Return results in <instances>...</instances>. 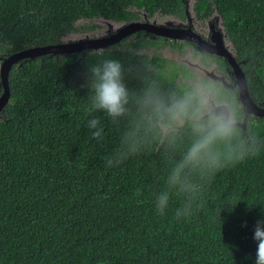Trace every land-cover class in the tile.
I'll list each match as a JSON object with an SVG mask.
<instances>
[{"label": "trees", "instance_id": "1", "mask_svg": "<svg viewBox=\"0 0 264 264\" xmlns=\"http://www.w3.org/2000/svg\"><path fill=\"white\" fill-rule=\"evenodd\" d=\"M212 2L263 96L264 0ZM183 3L0 0V59L93 28L76 26L79 20H127L132 8L169 14ZM135 50L131 44L46 54L12 65L10 99L0 112V264H255L264 149L218 172L206 186L204 207L189 219L174 218L178 199L165 215L155 209L152 193L164 186L168 167L162 150L106 165L123 123L102 111L89 115L90 93L81 85L90 64L118 59L127 67L141 59ZM128 84L139 87L131 77ZM93 117L100 118L103 139L91 136ZM256 124L264 139V117ZM138 188L142 196L134 195Z\"/></svg>", "mask_w": 264, "mask_h": 264}, {"label": "clouds", "instance_id": "2", "mask_svg": "<svg viewBox=\"0 0 264 264\" xmlns=\"http://www.w3.org/2000/svg\"><path fill=\"white\" fill-rule=\"evenodd\" d=\"M132 54L141 59L127 67L118 59L88 66L81 85L90 93L88 114L102 111L113 124L123 123L119 143L105 157L108 167L162 150L168 167L164 186L152 193L155 209L165 215L178 199L174 218L189 219L204 207L206 186L218 172L264 149L254 109L245 100L247 82L229 75L204 46H184L168 57L174 75L145 50ZM129 77L139 87L130 88ZM88 127L94 139H103L99 117L89 119ZM134 195L142 196L143 189ZM253 238L255 264H264V220L257 222Z\"/></svg>", "mask_w": 264, "mask_h": 264}, {"label": "flooded vegetation", "instance_id": "3", "mask_svg": "<svg viewBox=\"0 0 264 264\" xmlns=\"http://www.w3.org/2000/svg\"><path fill=\"white\" fill-rule=\"evenodd\" d=\"M131 12L130 19L120 21H139L140 30L123 37L115 44L107 45L105 49L114 47L122 49L124 46L135 44L136 50L142 49L150 53L152 61L162 65L165 71H167L166 65H170L168 71L174 75L175 68L168 57L184 46L207 47L211 50L215 62L229 75L247 82L246 91L249 97L256 106L264 109V95L262 96L257 86H252L248 73L244 69L245 60L212 0H184L178 12L169 14H163L160 11L150 12L144 8H132ZM112 21L113 23H105L102 18L96 19L95 23L98 25L93 24V28L87 32H90L92 38L109 37L119 30L116 24L119 21ZM167 34H172L173 37ZM254 117L256 121L257 118L264 116L254 115Z\"/></svg>", "mask_w": 264, "mask_h": 264}, {"label": "water", "instance_id": "4", "mask_svg": "<svg viewBox=\"0 0 264 264\" xmlns=\"http://www.w3.org/2000/svg\"><path fill=\"white\" fill-rule=\"evenodd\" d=\"M105 23H113L110 19H102ZM119 30L109 37L92 38L90 32L78 34L76 37L67 35L62 38L61 42L56 44H49L44 46L29 47L18 52H14L2 59L0 62V86L2 91L0 93V112L10 99V90L8 86V73L13 64L20 60L29 62L38 56L52 54L63 55L67 53H80L84 50H104L107 45L115 44L123 37L140 30L139 21H119L116 23ZM105 30H103L104 32ZM163 34V32H159ZM169 37H173L167 34ZM21 63L19 64V66ZM245 100L250 103L254 109V115L264 116V109L256 106L249 97L247 91L245 93Z\"/></svg>", "mask_w": 264, "mask_h": 264}, {"label": "rangeland", "instance_id": "5", "mask_svg": "<svg viewBox=\"0 0 264 264\" xmlns=\"http://www.w3.org/2000/svg\"><path fill=\"white\" fill-rule=\"evenodd\" d=\"M96 19H101V18H98V17H96V18H93V19H90V20H79L77 23H76V26H78V27H81L82 25H90V24H96L95 23V20ZM103 21V20H102ZM96 25H98V24H96ZM100 27L102 26V28L104 27L103 25H99ZM87 32V31H86ZM86 32H74V33H71V34H69L70 36H73V37H76L78 34H83V33H86ZM125 48H128V46H124V48H122V49H125ZM90 51H92V52H99V50H95V51H93V50H90ZM2 61V59H0V62ZM170 69V65H166V70L168 71Z\"/></svg>", "mask_w": 264, "mask_h": 264}]
</instances>
